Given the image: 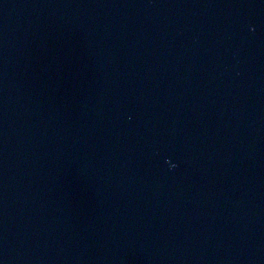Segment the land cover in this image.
Masks as SVG:
<instances>
[{
  "label": "water",
  "instance_id": "water-1",
  "mask_svg": "<svg viewBox=\"0 0 264 264\" xmlns=\"http://www.w3.org/2000/svg\"><path fill=\"white\" fill-rule=\"evenodd\" d=\"M0 264H264V0H0Z\"/></svg>",
  "mask_w": 264,
  "mask_h": 264
}]
</instances>
